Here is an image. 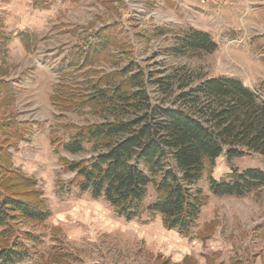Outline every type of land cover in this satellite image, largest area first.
<instances>
[{
	"label": "rangeland",
	"instance_id": "rangeland-1",
	"mask_svg": "<svg viewBox=\"0 0 264 264\" xmlns=\"http://www.w3.org/2000/svg\"><path fill=\"white\" fill-rule=\"evenodd\" d=\"M46 1L0 0V124L8 118L19 126L7 151L15 168L37 179L51 211L43 222L16 221L32 234L18 264H182L187 252L206 264L215 250L259 264L252 258L264 251V184L219 196L209 178L232 168L264 170V155L229 161L222 154L207 164L198 187L208 199L184 235L164 229L160 214L145 209L127 220L103 197L82 192L64 160L89 159L97 150L86 142L83 152L71 153L62 143L78 126L129 116L134 108L110 99L131 91L137 73L153 106L179 102L183 81L196 86L214 76L239 78L264 99V0ZM190 28L210 33L217 48H187ZM158 78L170 81L168 92ZM156 197L151 183L143 207Z\"/></svg>",
	"mask_w": 264,
	"mask_h": 264
},
{
	"label": "trees",
	"instance_id": "trees-1",
	"mask_svg": "<svg viewBox=\"0 0 264 264\" xmlns=\"http://www.w3.org/2000/svg\"><path fill=\"white\" fill-rule=\"evenodd\" d=\"M46 2L35 0V5ZM183 43L200 52L217 48L210 33L193 28L186 31ZM140 75L131 76V91L110 99L133 112L116 121L78 126L62 147L81 153L85 143L92 142L97 152L89 159L64 162L77 173L82 192L103 197L118 215L133 220L146 209L162 215L167 228L188 235L208 199L198 187L207 164L213 165L222 154L229 161L264 155V99L239 78L214 76L196 86L183 81L179 102L153 106ZM156 81L168 92L170 81ZM14 125L8 118L0 124V264H18L29 255L24 239L32 234L21 231L19 218L43 222L51 214L37 179L15 168L7 151L6 144L20 130ZM232 169L220 179L210 176L213 194L243 196L264 184L262 169ZM151 183L157 197L145 208L142 203Z\"/></svg>",
	"mask_w": 264,
	"mask_h": 264
},
{
	"label": "crops",
	"instance_id": "crops-1",
	"mask_svg": "<svg viewBox=\"0 0 264 264\" xmlns=\"http://www.w3.org/2000/svg\"><path fill=\"white\" fill-rule=\"evenodd\" d=\"M196 1H200V0H196ZM94 206H99L101 205L98 202H93L92 203ZM162 218L161 221V226L164 229H168V230H173V231H177V229H169L166 227L164 221H163V217L162 215H160ZM124 217V216H123ZM182 234V233H181ZM201 247H203V242L201 244ZM258 249V248H257ZM240 257L237 254H233L232 252H230L228 255L223 256V255H219V251L215 250L212 251L210 254H207L205 256V260H206V264H220V262H227V260L229 261L230 264H239L240 262H238V258ZM214 259V261H213ZM227 259V260H226ZM254 262L262 264L264 262V251H261L259 254H255V256L252 258ZM181 263L182 264H198V256H196L195 254H193L192 252H187L185 253L182 258H181Z\"/></svg>",
	"mask_w": 264,
	"mask_h": 264
}]
</instances>
